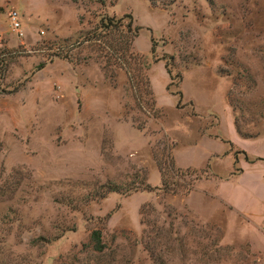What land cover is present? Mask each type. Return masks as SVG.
<instances>
[{"label": "rangeland", "instance_id": "obj_1", "mask_svg": "<svg viewBox=\"0 0 264 264\" xmlns=\"http://www.w3.org/2000/svg\"><path fill=\"white\" fill-rule=\"evenodd\" d=\"M106 16L140 28L152 108L79 45ZM3 58L0 264H264L263 223L216 196L264 157V0H0Z\"/></svg>", "mask_w": 264, "mask_h": 264}, {"label": "trees", "instance_id": "obj_2", "mask_svg": "<svg viewBox=\"0 0 264 264\" xmlns=\"http://www.w3.org/2000/svg\"><path fill=\"white\" fill-rule=\"evenodd\" d=\"M128 19V22H125ZM140 28L134 27L132 25V18L130 16H125L123 18H115L106 16L100 19L98 25L93 31L89 32L79 45L85 44L92 52L98 53L100 59L104 62L102 64V70L107 73L110 69L118 68L124 71L128 77L130 88L132 89L133 95H138L147 97L151 108L155 105V100L151 90V85L149 78L144 71L148 68L145 67V62L142 56L134 53L133 42L138 35ZM65 48L58 46V51L56 55H60L64 52ZM65 57H67L68 52H64ZM5 59H0L3 63ZM43 64L39 65L38 68L41 69ZM166 72L171 80V71L166 65ZM169 86V85H168ZM167 90L169 88L167 87ZM238 134L242 138H247L241 135L239 129H237ZM168 169L171 174H175L180 170H176L172 158L168 155ZM247 161L249 158L245 157ZM165 171L161 170L162 173V187L169 191L168 182L165 180ZM164 175V177H163ZM144 190H151L149 186H146ZM91 240L94 245V249L101 253L104 250V245L102 244L101 232L94 231L91 234Z\"/></svg>", "mask_w": 264, "mask_h": 264}, {"label": "crops", "instance_id": "obj_3", "mask_svg": "<svg viewBox=\"0 0 264 264\" xmlns=\"http://www.w3.org/2000/svg\"><path fill=\"white\" fill-rule=\"evenodd\" d=\"M236 135L238 136L237 131ZM228 143L230 145L234 144L235 146H237L233 142ZM236 148H238V146ZM240 152V154H237V156L234 157V163H236V165L238 163L241 164L240 167H238L239 172L237 174H232L231 176H229V178L223 179L218 183V186L216 188V196L232 209L233 215L236 217V219L238 218L239 221H241V224L244 227L245 225H247V223H249L247 229H250L252 227L259 226V224L262 222L263 226L259 228L261 231H263L262 227H264V208L262 209L259 207H255L254 205H250L248 203V198H264V171L256 168L252 171V173H246L248 171H246V168H248V165L250 167H256L259 165L264 166V157L251 155L243 149H241ZM224 153L225 152L222 151L213 155H215V157L218 159L223 156ZM238 155L243 159H239ZM226 156L228 157V161L233 160V158L229 154ZM245 157L249 158L250 161H247ZM237 179L240 180L239 183H236L237 185H231ZM223 182L229 183L228 186H225Z\"/></svg>", "mask_w": 264, "mask_h": 264}, {"label": "built area", "instance_id": "obj_4", "mask_svg": "<svg viewBox=\"0 0 264 264\" xmlns=\"http://www.w3.org/2000/svg\"><path fill=\"white\" fill-rule=\"evenodd\" d=\"M9 21H10L11 32H13L17 38L25 37L21 23L19 21V15L16 11L10 12ZM42 34H43V32H42Z\"/></svg>", "mask_w": 264, "mask_h": 264}]
</instances>
